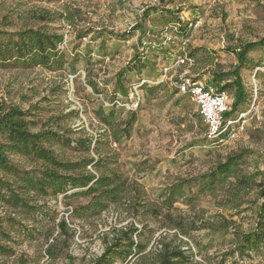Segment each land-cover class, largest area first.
Wrapping results in <instances>:
<instances>
[{"label": "rangeland", "instance_id": "rangeland-1", "mask_svg": "<svg viewBox=\"0 0 264 264\" xmlns=\"http://www.w3.org/2000/svg\"><path fill=\"white\" fill-rule=\"evenodd\" d=\"M157 2L158 0H0V29L9 31L41 25L42 23L32 19L31 11L75 7L81 11L72 25L65 21L47 25L63 33L65 42L62 46L68 58L74 60L75 73H70L67 68L47 71L38 67L28 69L0 65V99L25 108L38 103L42 106L44 117L60 111L75 110L78 117L74 116L68 122L73 128L74 137L86 135L93 138L103 131L93 115L94 108L100 103L108 108L115 99L125 103L122 107H116L120 118H124L128 111L137 113L131 135L119 142L109 143L102 150L116 156L117 168L129 179L137 181L145 198L154 202H157L160 190L175 178L206 172L232 151L242 148L253 151L244 165L247 171L263 170L264 158V49L248 53V65L241 69V78L250 102L236 115L237 120L231 126L234 130L230 137L221 141L208 138L206 124L199 116L196 104L184 93H180L174 83L176 79L187 78L185 76L211 83L213 72L232 68L236 59L230 47L238 42L258 40L264 35V0L166 2V6L174 8L180 16L186 30L180 33L176 29L177 25L165 28L157 25L156 29L153 27L154 31L139 37L144 41L145 47L161 43L171 54L163 57L158 47L146 48L144 52L148 67L141 74L127 72L122 79L127 94L125 96L115 85L114 76L137 49L138 33L129 32L120 38L108 33L128 32L139 20L142 10ZM158 18V15L148 18L145 25L152 20L158 22ZM83 32L86 36L79 38L78 35ZM100 34L103 35L99 36ZM101 44L104 47L99 48ZM194 48L195 58L181 62L182 50L188 53ZM150 64L153 65V71L149 69ZM137 75L144 78V81H163V86L151 95L146 91L151 84H145L137 89L139 97L134 98L131 91L138 81ZM88 80L97 84L98 93L93 92ZM135 101H138L136 108L132 106ZM77 154L75 150H66L69 158ZM250 196L253 197V193ZM219 199L221 193L200 195L194 206L183 202L174 203L172 212L194 220L201 215L210 218L220 212L243 228L249 226V209L234 214L233 210L220 207ZM82 200L83 197L80 196L70 200V204ZM49 205V213L51 217H55V221H45L46 231L43 228L42 231L23 234L19 232L18 225L8 227L13 238H5L1 243L8 244L12 252L0 251V264H94L106 245L114 240L117 230L130 225L139 228L140 231L133 235V240L143 246V249L138 251L135 247L124 258L114 259L113 264H156L154 244L157 239L162 238L172 244L181 240L179 234L169 230L161 218L150 213L135 214L110 206L97 217L83 222L72 220L68 216L66 210H70L71 205H63L61 196L50 200ZM3 213L4 208L0 205V214ZM61 217L65 218L71 231L67 238L54 226ZM51 228H54L53 236L56 237L57 245L55 257L52 258L44 251L48 242L53 240L46 239ZM190 235L199 244L200 257L208 263L210 261L209 264L215 263L223 246L215 242L208 243L203 230L193 231ZM175 237L177 240L174 241Z\"/></svg>", "mask_w": 264, "mask_h": 264}, {"label": "trees", "instance_id": "trees-1", "mask_svg": "<svg viewBox=\"0 0 264 264\" xmlns=\"http://www.w3.org/2000/svg\"><path fill=\"white\" fill-rule=\"evenodd\" d=\"M166 2L170 0H158L156 4L144 8L139 20L128 32H107L115 38L125 37L129 32L138 33L137 49L114 76L115 85L125 96L127 94L122 79L127 72L141 74L148 67L144 52L146 48L158 47L163 57H169L171 54L161 43L145 47L144 41L139 37L151 33L157 25L162 28L177 25L176 29L180 33L186 30L180 16L174 8L167 7ZM80 13L76 7L62 10L40 9L31 11L30 15L33 20L42 23L41 25L26 26L14 31L0 29V65L28 69L38 67L47 71L67 68L74 74V60L68 58L62 46L63 33L47 25L55 21H65L72 25ZM157 15L159 24L152 20L150 24L145 25L148 18ZM101 35L103 34L99 36ZM85 36V32L78 35L79 38ZM101 47L104 46L101 44L99 48ZM256 49H264V35L258 40L238 42L230 47L236 59L232 68L212 73L209 83L229 95V109L223 114L221 128L226 125L227 120H235L238 112L250 102V96L241 78V69L248 65V53ZM195 55V48L188 53L182 50L181 53L185 62L193 60ZM149 69L153 71L152 64ZM137 79L135 84L139 88L151 84L146 88L151 95L163 85V81L148 82L140 76ZM181 79H176L175 86ZM87 82L94 93L99 92L95 82ZM116 107L115 104H110L105 108L100 103L94 108L93 115L103 127V131L96 138L86 135L74 137L73 128L68 122L70 118L78 117L77 111H60L44 117L42 106L38 103L25 108L0 99V205L4 208L3 215L0 214V251L12 252L8 244L1 243L5 238H13L8 227L18 225L20 233L30 234L31 231H42L47 219L54 222L55 217H51L49 213V201L61 196L63 205H71V209L66 212L72 220L88 221L110 206L135 214L150 213L161 218L163 224L169 230H174L175 234L190 238L197 250L199 244L190 235L193 231L203 230L208 237V243L222 245L223 248L217 254V261L211 264H264V158L263 170L247 171L244 165L253 151L247 148L232 151L206 172L175 178L160 190L157 202L148 200L138 182L129 179L117 168L116 156L102 150L111 142L116 143L129 137L137 121L135 111H128L124 118H120ZM230 131L231 128L227 125L217 136L208 138L221 141L228 137ZM67 149L75 150L78 154L69 158L66 156ZM216 193H221V199L218 201L220 207L233 210L234 214L250 210L251 222L247 228L220 212L210 218L201 215L195 220L172 212L176 202L194 206L200 195ZM251 193L253 197L250 196ZM80 196L83 197L82 201L70 204V200ZM244 205L248 206L241 208ZM54 226L66 238L70 236L71 231L64 217L59 218ZM46 229L47 227L45 231ZM53 231L54 228L49 230L46 239L53 240L48 242L44 249L51 258L55 257L57 247ZM139 231V228L133 225L117 230L114 240L106 245L94 264H113L114 259L124 258L135 247L141 251L143 246L133 240V235ZM154 247L156 264L210 263L202 257L200 262L193 261L191 253L182 250L178 241L172 244L161 238L155 241Z\"/></svg>", "mask_w": 264, "mask_h": 264}, {"label": "built area", "instance_id": "built-area-1", "mask_svg": "<svg viewBox=\"0 0 264 264\" xmlns=\"http://www.w3.org/2000/svg\"><path fill=\"white\" fill-rule=\"evenodd\" d=\"M65 42V37L63 40V44ZM62 44V45H63ZM185 58H180V61L183 62ZM148 82H151L150 80ZM133 89L131 91V95L134 98H138L139 88L137 84H134ZM177 87L179 88L180 93L187 94L189 100L196 104L198 113L201 115L204 123L206 124V130L208 131V137H215L221 131L225 130L227 125L231 126L236 123L235 120H227L226 125L221 128L223 114L225 111L229 109V95L226 91L220 90L213 84L205 83L200 80H192L191 78H183L180 82L177 83ZM116 106H124L125 103L120 102L119 99H116L114 103ZM138 101H135L132 106L137 107ZM241 117H244L243 114H240ZM241 117H238L240 119ZM234 129H231L229 135L232 133ZM228 135V137H230ZM180 244L181 249L185 252L191 253V258L193 261H201L196 247L193 245L190 238L185 235H180Z\"/></svg>", "mask_w": 264, "mask_h": 264}, {"label": "crops", "instance_id": "crops-1", "mask_svg": "<svg viewBox=\"0 0 264 264\" xmlns=\"http://www.w3.org/2000/svg\"><path fill=\"white\" fill-rule=\"evenodd\" d=\"M137 78H138V77H137ZM162 86H163V85H162ZM162 86H161V87H162ZM161 87H160V88H161ZM140 90H141V89H140ZM142 90H143V89H142ZM155 93H156V92H154V94H155Z\"/></svg>", "mask_w": 264, "mask_h": 264}]
</instances>
